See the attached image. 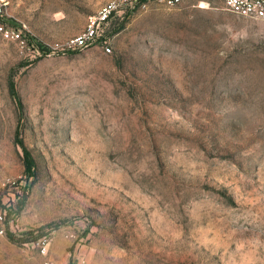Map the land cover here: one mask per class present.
<instances>
[{
  "label": "rangeland",
  "instance_id": "1",
  "mask_svg": "<svg viewBox=\"0 0 264 264\" xmlns=\"http://www.w3.org/2000/svg\"><path fill=\"white\" fill-rule=\"evenodd\" d=\"M106 1L0 0V264H264V21Z\"/></svg>",
  "mask_w": 264,
  "mask_h": 264
},
{
  "label": "built area",
  "instance_id": "2",
  "mask_svg": "<svg viewBox=\"0 0 264 264\" xmlns=\"http://www.w3.org/2000/svg\"><path fill=\"white\" fill-rule=\"evenodd\" d=\"M119 0H107L103 3L98 11L91 15L85 27L78 33L68 37L64 42V47H83L86 46L99 37V29L102 22L106 21L112 11L116 8ZM139 1V0H131ZM168 6L177 4L180 0H160ZM223 5L240 15L259 18L264 21V0H222ZM1 10V7H0ZM0 33L6 37L20 39V32L17 29L6 27L0 22ZM105 48L109 50L106 45ZM6 214L0 212V234L6 232ZM7 233V232H6ZM43 264H53L50 260H45Z\"/></svg>",
  "mask_w": 264,
  "mask_h": 264
},
{
  "label": "trees",
  "instance_id": "3",
  "mask_svg": "<svg viewBox=\"0 0 264 264\" xmlns=\"http://www.w3.org/2000/svg\"><path fill=\"white\" fill-rule=\"evenodd\" d=\"M11 92L14 94L15 89L13 85H11ZM15 142L18 143L23 151L22 154V161H23V166H24V173L26 176H31L35 173V159L33 157V154L31 151L26 147V145L23 143V140L19 134L18 129L15 131L14 135ZM7 236L9 239H16L15 235L12 232L7 233Z\"/></svg>",
  "mask_w": 264,
  "mask_h": 264
}]
</instances>
